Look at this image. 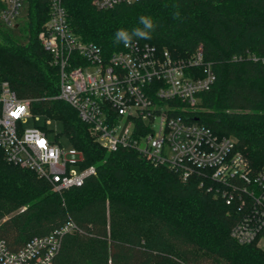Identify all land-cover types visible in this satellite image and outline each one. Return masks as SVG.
<instances>
[{
    "label": "trees",
    "instance_id": "obj_1",
    "mask_svg": "<svg viewBox=\"0 0 264 264\" xmlns=\"http://www.w3.org/2000/svg\"><path fill=\"white\" fill-rule=\"evenodd\" d=\"M67 21L82 41L105 56L121 50L115 33L155 25L151 39L133 38L173 57L197 47L215 81L188 110L218 136H231L252 167L264 165V0H138L96 9L91 0H64ZM3 5L0 3V12ZM179 13L174 18L175 13ZM49 0H24L20 21L0 19V82L30 100L34 115L60 120L63 135L82 152L81 167L95 175L53 191L31 170L8 162L0 149V240L19 249L67 221L53 264H264L255 242L240 244L230 230L237 211L199 186L193 175L153 165L135 150L108 151L58 93V68L39 42Z\"/></svg>",
    "mask_w": 264,
    "mask_h": 264
},
{
    "label": "built area",
    "instance_id": "obj_2",
    "mask_svg": "<svg viewBox=\"0 0 264 264\" xmlns=\"http://www.w3.org/2000/svg\"><path fill=\"white\" fill-rule=\"evenodd\" d=\"M138 0H91L108 9ZM0 19L16 26L24 0H0ZM43 49L58 68V93L77 111L89 132L108 151L135 150L153 165L193 175L199 186L237 211L230 236L240 244L255 242L264 250V165L252 167L231 136H218L190 118L199 94L215 81L200 47L188 57H173L166 49L133 42L105 56L69 27L64 0H49V14L38 32ZM33 117L30 100L16 96L0 82V149L5 159L45 179L53 191L80 186L94 166L81 167L82 152L50 139L45 126L22 128ZM75 230L67 221L48 234L34 236L19 249L0 240V264H53L63 236Z\"/></svg>",
    "mask_w": 264,
    "mask_h": 264
},
{
    "label": "rangeland",
    "instance_id": "obj_3",
    "mask_svg": "<svg viewBox=\"0 0 264 264\" xmlns=\"http://www.w3.org/2000/svg\"><path fill=\"white\" fill-rule=\"evenodd\" d=\"M34 118H37L36 121H34L33 117L22 119L21 127L29 128L34 125L45 126L50 139H57L65 148L71 146L67 138L63 135V123L60 120L45 118L42 115H34Z\"/></svg>",
    "mask_w": 264,
    "mask_h": 264
},
{
    "label": "clouds",
    "instance_id": "obj_4",
    "mask_svg": "<svg viewBox=\"0 0 264 264\" xmlns=\"http://www.w3.org/2000/svg\"><path fill=\"white\" fill-rule=\"evenodd\" d=\"M179 13L174 14V18H177ZM140 23L143 25V28H134L131 33L125 29H119L115 33V42L118 44L123 42L125 47H131L133 43V38L138 39H151V32L154 30V23L150 17L141 16Z\"/></svg>",
    "mask_w": 264,
    "mask_h": 264
}]
</instances>
